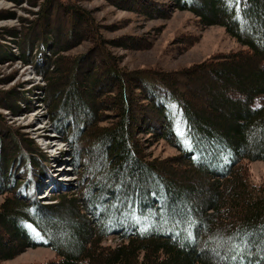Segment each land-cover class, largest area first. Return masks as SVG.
<instances>
[{"label": "trees", "instance_id": "trees-1", "mask_svg": "<svg viewBox=\"0 0 264 264\" xmlns=\"http://www.w3.org/2000/svg\"><path fill=\"white\" fill-rule=\"evenodd\" d=\"M66 1L42 0V9L56 3L70 8L78 22L91 23L87 12ZM136 3L140 13H166L154 0ZM171 5L194 14L202 26L221 25L243 45L196 66L219 82L208 115L213 122L195 109L190 94L181 93L180 77L123 71L102 50L111 75L104 90L77 61L63 66L67 60L59 54L65 49L53 41L51 55H41L32 66L52 89L56 130L75 148L79 189L59 196V211L39 204L41 154L15 130L5 144L0 127V264L38 246L50 247L56 257L31 264H264V187L250 183L244 164L264 162V0H172ZM94 35L104 46L100 34ZM29 38L25 42L31 46ZM197 70L189 68L187 79ZM101 92L107 101L99 100ZM10 93L0 107L16 114ZM141 104L157 118L160 138L180 151L179 158L167 161L185 166L182 179L173 180L167 161L162 166L163 161L145 159L135 137L136 123L147 119L139 118ZM175 112L181 115L184 140ZM198 178L206 180L207 194L193 190ZM111 235L119 243L105 245Z\"/></svg>", "mask_w": 264, "mask_h": 264}, {"label": "rangeland", "instance_id": "rangeland-1", "mask_svg": "<svg viewBox=\"0 0 264 264\" xmlns=\"http://www.w3.org/2000/svg\"><path fill=\"white\" fill-rule=\"evenodd\" d=\"M127 1L67 0V5L75 3L74 7L88 13L91 23L86 24L82 20H75V16L70 14V8L65 10L56 3H51L53 5L43 10L42 0H0V103L11 92L13 94L8 102L16 109L13 111L16 114H13L9 108L0 107V119L4 121L0 124L1 133L5 135V144H10V134L17 131L15 133L21 136V141L30 143L41 154L43 160L39 162L41 166L37 170L42 171V175L37 179L35 196L39 204L54 205L56 211H59L56 200L61 194L74 195L79 189L81 167L77 166L79 160L73 157L72 151L75 148L68 144L66 135L57 131L52 122V89L47 79L32 66L37 64L41 55H51L48 47L53 41L65 49L59 54L67 60L63 66L70 67L72 64L67 65L69 60L77 61L83 70L88 68L90 80L104 90L110 85L106 79L111 75L107 74L109 60L102 50L107 51V57H111L110 60L123 71L147 70V74L151 71L157 76L167 72L175 78L180 77L176 79H179L181 93L190 94L188 96L195 103V109L204 110L205 119L209 118L211 122L213 117L208 115L212 106H216L213 97L219 93L216 88L219 82L211 74L198 73L199 68L196 66H206L208 58L217 54L243 48L221 25L202 26L191 12L172 7V0H154L162 6L165 15L140 13L136 10L141 7L136 3L138 0ZM96 32L103 39L104 46L95 40ZM27 36H30L31 46L25 42ZM44 43H47V47ZM189 68L198 70L193 74L188 73L191 75L187 79L186 71ZM179 73L183 76H178ZM101 82H107L106 86ZM104 93L101 92V95ZM106 94L99 100L107 101ZM140 106L139 113L143 111L139 115L141 122L142 116L147 119L142 124L136 123L139 129L135 137L143 148L145 159L163 161L162 166H165V161L179 158L180 151L160 138L157 118L149 115L142 104ZM175 114L177 133L184 140L181 115L179 112ZM147 128L154 129L155 133H147ZM168 164L167 161L165 167L175 175L173 180L182 179L180 171L185 166ZM244 164L249 171L250 183L264 187V162L244 161ZM205 183V179H199L196 184H191L197 196L207 194ZM205 199V196L200 197L199 203L204 204ZM2 200L3 196L0 195V204ZM26 227L36 235L30 225L26 224ZM119 241V237L111 235L104 240V244L115 245ZM55 257L50 247L38 246L27 248L3 264L40 263Z\"/></svg>", "mask_w": 264, "mask_h": 264}, {"label": "snow or ice", "instance_id": "snow-or-ice-1", "mask_svg": "<svg viewBox=\"0 0 264 264\" xmlns=\"http://www.w3.org/2000/svg\"><path fill=\"white\" fill-rule=\"evenodd\" d=\"M37 236H38L40 239H43V236H39V233H37ZM232 259H236V257H232Z\"/></svg>", "mask_w": 264, "mask_h": 264}]
</instances>
